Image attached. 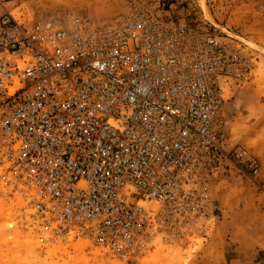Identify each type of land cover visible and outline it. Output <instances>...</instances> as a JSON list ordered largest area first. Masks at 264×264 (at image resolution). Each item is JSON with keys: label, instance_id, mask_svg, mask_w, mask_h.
Returning <instances> with one entry per match:
<instances>
[{"label": "built area", "instance_id": "built-area-1", "mask_svg": "<svg viewBox=\"0 0 264 264\" xmlns=\"http://www.w3.org/2000/svg\"><path fill=\"white\" fill-rule=\"evenodd\" d=\"M0 0V193L40 243L81 240L131 259L205 235L227 165L224 94L247 58L200 27L135 7L119 19L26 17ZM25 220V219H24Z\"/></svg>", "mask_w": 264, "mask_h": 264}, {"label": "rangeland", "instance_id": "rangeland-1", "mask_svg": "<svg viewBox=\"0 0 264 264\" xmlns=\"http://www.w3.org/2000/svg\"><path fill=\"white\" fill-rule=\"evenodd\" d=\"M9 5L26 17L81 15L94 21L119 19L142 7L230 41L247 58L250 73L224 94L221 142L225 149H247L257 158L259 171L254 182L231 165L218 175L212 186L214 217L205 235L166 239L125 260L81 240L40 243L15 202L0 193V264L216 263L232 211H264V0H10Z\"/></svg>", "mask_w": 264, "mask_h": 264}, {"label": "crops", "instance_id": "crops-1", "mask_svg": "<svg viewBox=\"0 0 264 264\" xmlns=\"http://www.w3.org/2000/svg\"><path fill=\"white\" fill-rule=\"evenodd\" d=\"M232 213L227 240L218 249L219 257L213 264H264V211Z\"/></svg>", "mask_w": 264, "mask_h": 264}]
</instances>
